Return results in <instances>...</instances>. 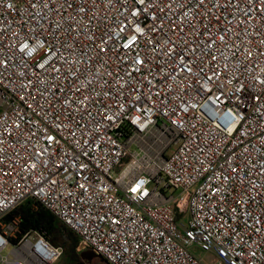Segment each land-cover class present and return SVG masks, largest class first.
Wrapping results in <instances>:
<instances>
[{
	"label": "built area",
	"instance_id": "obj_1",
	"mask_svg": "<svg viewBox=\"0 0 264 264\" xmlns=\"http://www.w3.org/2000/svg\"><path fill=\"white\" fill-rule=\"evenodd\" d=\"M28 198L109 264H264V0H0V264L63 254Z\"/></svg>",
	"mask_w": 264,
	"mask_h": 264
},
{
	"label": "trees",
	"instance_id": "obj_2",
	"mask_svg": "<svg viewBox=\"0 0 264 264\" xmlns=\"http://www.w3.org/2000/svg\"><path fill=\"white\" fill-rule=\"evenodd\" d=\"M14 216H19L22 232L32 228L45 230L52 244L62 246L63 254L56 264H87L82 259L83 255L94 253L90 249L78 251V235L34 198L26 199L10 211L4 220L9 221ZM98 264L109 263L101 258Z\"/></svg>",
	"mask_w": 264,
	"mask_h": 264
},
{
	"label": "rangeland",
	"instance_id": "obj_3",
	"mask_svg": "<svg viewBox=\"0 0 264 264\" xmlns=\"http://www.w3.org/2000/svg\"><path fill=\"white\" fill-rule=\"evenodd\" d=\"M132 150H135V149H137L136 148V146H132V148H131ZM173 192V190L171 189V190H169L168 191V194H170V193H172ZM178 191H174V193H177ZM183 216H184V219H186L187 218V215H188V213L187 212H185V213H183L182 214ZM10 246L8 245V246H6L4 249H3V253H8L9 251H10ZM87 251V250H86ZM83 252H85V251H83ZM91 252H89V253H86V254H84L83 255V257H82V259H83V261L85 262V263H87V264H98L99 262H100V260H101V258L98 256V255H95L94 253H91ZM195 254H197V255H199V256H203V257H205L206 256V254H204V253H202V252H200L199 250H195ZM209 258L211 257L210 255H207ZM59 261V260H58ZM57 261V262H58Z\"/></svg>",
	"mask_w": 264,
	"mask_h": 264
}]
</instances>
